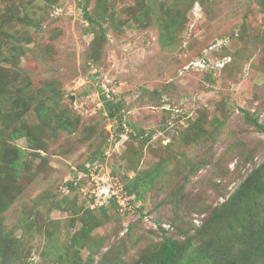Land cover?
<instances>
[{"label": "rangeland", "instance_id": "374dc122", "mask_svg": "<svg viewBox=\"0 0 264 264\" xmlns=\"http://www.w3.org/2000/svg\"><path fill=\"white\" fill-rule=\"evenodd\" d=\"M0 86V264H229L264 226V0H0Z\"/></svg>", "mask_w": 264, "mask_h": 264}, {"label": "trees", "instance_id": "16d2710c", "mask_svg": "<svg viewBox=\"0 0 264 264\" xmlns=\"http://www.w3.org/2000/svg\"><path fill=\"white\" fill-rule=\"evenodd\" d=\"M83 16L89 22V24L95 25L99 28V35L97 37V40L101 45L106 38L105 30L102 27L100 21L94 19L89 14L88 6L86 4L83 6ZM96 50L95 53L97 54L99 51L98 49ZM3 92H4V88L0 86V95H2ZM102 101L107 108V113L109 114V116L112 118L116 117V114L118 113V111H120V107L118 105L113 104V102L109 101L104 93L102 94ZM241 111L243 113L244 119L251 126H253L259 132L264 134V124L260 123L258 118L251 115L248 111L244 109H241ZM36 112L41 121L46 120L47 113L45 111L44 105H40V104L37 105ZM56 122L59 124V126L64 128L68 127L70 124L68 121L61 118H57ZM119 123H120L119 125L120 132H124V129L122 127V122L120 121ZM26 136H27V132L24 129H21L13 133V138L15 140L24 138ZM18 152L22 154L21 149H18ZM130 187L131 185H129V188ZM255 190L256 192L261 191V189L258 186L255 187ZM255 201L256 200L254 199L253 201L254 206H255ZM235 223L238 227L242 228V233L238 234L237 238H239L241 241H244L247 244V249L245 248V251L237 255L236 259L231 261L229 264H255V258L254 257L252 258L253 250L257 249L259 251L254 253V254L256 253L258 254L256 258L258 259H261L262 257L264 258V243L258 245L259 240L257 239L259 236L264 237V226L259 225L260 223H258V221L255 222L253 220H249L248 222H245L243 215L235 219ZM159 252H160L159 253L160 264H178L180 263V258L183 253V249L172 238L163 236V243L161 244ZM187 264H217V259H214L211 256H205L200 252H198L196 256L190 257Z\"/></svg>", "mask_w": 264, "mask_h": 264}, {"label": "built area", "instance_id": "2783aa9c", "mask_svg": "<svg viewBox=\"0 0 264 264\" xmlns=\"http://www.w3.org/2000/svg\"><path fill=\"white\" fill-rule=\"evenodd\" d=\"M112 194L113 195H110L108 198H114L120 204V206L126 207L129 205V202H128L129 199L127 197L128 196L127 193L125 192L122 193V191L121 192L118 191V193H112Z\"/></svg>", "mask_w": 264, "mask_h": 264}]
</instances>
